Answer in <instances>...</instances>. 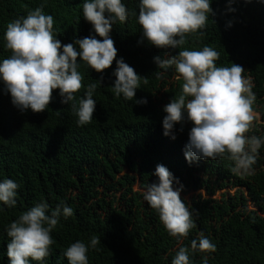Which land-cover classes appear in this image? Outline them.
Returning a JSON list of instances; mask_svg holds the SVG:
<instances>
[{"label": "trees", "instance_id": "obj_1", "mask_svg": "<svg viewBox=\"0 0 264 264\" xmlns=\"http://www.w3.org/2000/svg\"><path fill=\"white\" fill-rule=\"evenodd\" d=\"M122 2L135 14L112 26L110 36L117 49L112 65L97 72L78 57L84 79L74 94L77 99L88 83L103 77L93 96L97 103L89 124L77 125L70 105L60 102L59 89L53 90L46 110L22 113L0 83V180L12 179L19 185L16 205L0 204V264H9L6 226L40 201L49 205L48 214L61 203L73 209V215L61 216L52 230L55 243L43 264H69L64 250L77 240L87 243L92 235L101 243L89 249L88 264H171L178 248L190 247L200 233L216 250L192 254V264H202L204 256L208 264H264V145L251 174L232 171L234 162L226 155L192 163L185 159L192 122L177 123L175 139L165 136L162 127L167 115L163 107L180 92L182 80L173 67L160 69L154 62V57L168 58L181 49L148 43L137 22L139 0ZM82 4L83 0H0V59L11 55L3 39L7 23L40 6L53 16L62 45L91 35L102 39L83 18ZM211 7L213 13L200 30L203 35L186 34L181 48L210 46L219 52L218 67L241 65L256 95L253 109L264 117V2L213 0ZM120 58L148 79L132 101L116 98L111 91L115 61ZM157 73L163 74L157 78ZM141 99L147 103H135ZM259 126L252 123L245 135L260 133ZM158 164L178 178L174 187L182 185L181 192L202 189L208 195L180 194L195 225L187 236H170L158 212L143 198L146 186L158 179L154 175ZM227 187L236 191L214 197Z\"/></svg>", "mask_w": 264, "mask_h": 264}, {"label": "clouds", "instance_id": "obj_2", "mask_svg": "<svg viewBox=\"0 0 264 264\" xmlns=\"http://www.w3.org/2000/svg\"><path fill=\"white\" fill-rule=\"evenodd\" d=\"M212 2L139 0L137 22L148 43L157 48L181 49L168 58L154 57L158 68L173 67L179 74L176 78L182 80L180 92L163 107L167 114L162 120L163 134L175 139V125L191 121L193 126L184 148L189 163L226 155L234 162L232 171L251 174L264 137L245 135L255 119L253 104L256 101L251 81L242 75L245 69L235 63L218 67L215 62L219 52L210 46L199 50L181 48L186 43V34L206 27L209 14L213 13ZM82 11L83 18L102 39L91 35L62 45L53 28L54 18L44 13L43 6L7 23L3 39L11 55L0 59V83L10 94L13 106L22 113L28 109L33 112L46 110L53 90L59 89L60 102L70 105L77 125L91 122L97 103L93 96L103 77L88 83L83 97L77 99L74 94L82 88L84 79L78 70L80 62L97 72L109 68L117 56L110 36L112 26L124 23L135 13H130L122 0H83ZM115 62L111 91L116 98L123 96L132 101L136 90L142 83L146 85L148 79L138 75L123 58ZM162 74L157 73V78ZM135 103L146 104L147 100H135ZM154 175L158 179L146 186L144 200L158 212L170 236H187L195 225L192 213L181 199L183 186L174 187L180 183L178 178L162 164L156 165ZM18 188V183L12 179L0 180V204L14 207ZM48 213L49 205L40 201L6 226L10 238L6 249L9 264H30L29 258L43 264L44 258L50 255V247L55 243L51 232L61 216L67 219L73 215V209L61 203ZM100 243V237L92 235L87 243L82 240L71 243L63 255L69 264H88L89 249H97ZM215 250L216 245L200 233L190 247L178 248L171 264H192V254ZM202 264H208L207 256L202 257Z\"/></svg>", "mask_w": 264, "mask_h": 264}, {"label": "rangeland", "instance_id": "obj_3", "mask_svg": "<svg viewBox=\"0 0 264 264\" xmlns=\"http://www.w3.org/2000/svg\"><path fill=\"white\" fill-rule=\"evenodd\" d=\"M254 115H255V119L253 120V125H256V124H259L260 126H259V129H260V133H258V134H252V135H257V136H259V135H261V133H264V117H263V115L260 113V112H258V111H254ZM251 135V136H252ZM224 191H228L230 194H233L235 191H236V187H227V188H224V189H220V190H218L217 192H216V194L214 195V197H217V198H219V197H221V195H222V193L224 192ZM199 192H201V193H203L205 196H208L207 194H206V191L205 190H202V189H200V190H190L188 193H183V192H181L180 194L181 195H183V197H185V198H190L192 195H194V194H197V193H199ZM250 204V203H249Z\"/></svg>", "mask_w": 264, "mask_h": 264}]
</instances>
